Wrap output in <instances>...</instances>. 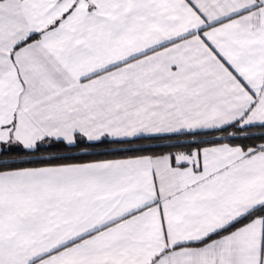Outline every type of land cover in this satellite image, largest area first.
I'll use <instances>...</instances> for the list:
<instances>
[{
  "label": "snow or ice",
  "instance_id": "obj_1",
  "mask_svg": "<svg viewBox=\"0 0 264 264\" xmlns=\"http://www.w3.org/2000/svg\"><path fill=\"white\" fill-rule=\"evenodd\" d=\"M0 264H264V0H0Z\"/></svg>",
  "mask_w": 264,
  "mask_h": 264
}]
</instances>
